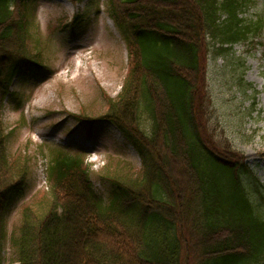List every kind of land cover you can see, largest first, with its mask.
Returning a JSON list of instances; mask_svg holds the SVG:
<instances>
[{"label": "trees", "instance_id": "trees-1", "mask_svg": "<svg viewBox=\"0 0 264 264\" xmlns=\"http://www.w3.org/2000/svg\"><path fill=\"white\" fill-rule=\"evenodd\" d=\"M28 2L0 0V264L7 205L30 171L27 154L9 157L3 122L14 78L36 61ZM255 3L107 0L131 68L100 118L133 140L142 166L106 168V204L83 157L54 151L49 189L11 238L15 264H264V188L217 122L207 65L209 39L225 53L264 29L240 17Z\"/></svg>", "mask_w": 264, "mask_h": 264}, {"label": "rangeland", "instance_id": "rangeland-1", "mask_svg": "<svg viewBox=\"0 0 264 264\" xmlns=\"http://www.w3.org/2000/svg\"><path fill=\"white\" fill-rule=\"evenodd\" d=\"M27 6L33 36L28 49L38 62L15 77L3 122L9 157L27 154L30 172L7 206L5 264H15L11 238L18 234L22 209L48 191L46 172L54 151L83 157L106 204L115 191L103 178L106 168L124 162L136 170L142 166L126 135L100 118L107 98L121 93L131 68L128 44L107 1L30 0ZM242 17L247 23L264 18L263 0L246 7ZM209 44L217 122L264 188V30L225 53L219 52L218 39Z\"/></svg>", "mask_w": 264, "mask_h": 264}]
</instances>
